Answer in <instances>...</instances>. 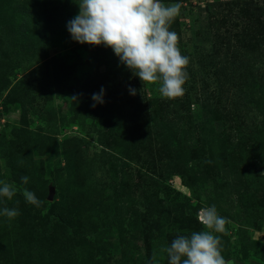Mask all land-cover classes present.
<instances>
[{"label": "rangeland", "instance_id": "rangeland-1", "mask_svg": "<svg viewBox=\"0 0 264 264\" xmlns=\"http://www.w3.org/2000/svg\"><path fill=\"white\" fill-rule=\"evenodd\" d=\"M179 3L188 78L167 98L71 39L75 0H0V180L17 188L0 207L19 209L0 216V264H167L177 234L211 231L209 205L221 254L264 264V0Z\"/></svg>", "mask_w": 264, "mask_h": 264}, {"label": "clouds", "instance_id": "clouds-1", "mask_svg": "<svg viewBox=\"0 0 264 264\" xmlns=\"http://www.w3.org/2000/svg\"><path fill=\"white\" fill-rule=\"evenodd\" d=\"M78 13L67 24L71 39L81 44L111 47L119 61L142 81L160 82L161 96L172 98L184 92L188 78L186 65L189 58L177 46V33L169 25L178 14L181 4H165L162 0H75ZM135 94V89L129 86ZM105 89L92 94L95 107L104 103ZM74 100L75 96L72 97ZM27 184L29 177L21 176ZM17 192L15 184L0 180V204L11 200ZM22 195L27 203L39 206L41 201L34 192L25 188ZM19 215L18 208L0 207V216L9 219ZM197 219L208 230L177 234L163 250L167 264H235L222 254L220 236L225 230L226 217L215 205L202 207ZM148 264H158L153 257Z\"/></svg>", "mask_w": 264, "mask_h": 264}, {"label": "trees", "instance_id": "trees-1", "mask_svg": "<svg viewBox=\"0 0 264 264\" xmlns=\"http://www.w3.org/2000/svg\"><path fill=\"white\" fill-rule=\"evenodd\" d=\"M194 87H195V85H194ZM195 93H196V96L200 98L199 94H198L197 92H195ZM187 96H188V95H187ZM143 159H144V158H143ZM143 159L140 160V162H139L140 165H141ZM47 203L50 204V201H48ZM54 219H56V217H55Z\"/></svg>", "mask_w": 264, "mask_h": 264}, {"label": "water", "instance_id": "water-1", "mask_svg": "<svg viewBox=\"0 0 264 264\" xmlns=\"http://www.w3.org/2000/svg\"><path fill=\"white\" fill-rule=\"evenodd\" d=\"M52 193H53V188H51V190H50V196H49V199L51 198Z\"/></svg>", "mask_w": 264, "mask_h": 264}]
</instances>
